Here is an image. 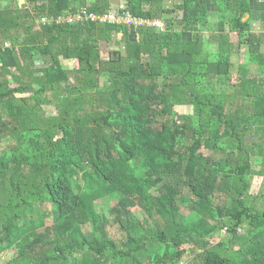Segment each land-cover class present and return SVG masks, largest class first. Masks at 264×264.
I'll return each instance as SVG.
<instances>
[{"label": "trees", "instance_id": "trees-1", "mask_svg": "<svg viewBox=\"0 0 264 264\" xmlns=\"http://www.w3.org/2000/svg\"><path fill=\"white\" fill-rule=\"evenodd\" d=\"M209 1L125 0L163 30L36 23L109 0L0 5V258L16 251L5 264H264V192L249 195L264 180V35L241 20L244 0H215L206 46ZM224 24L261 76L230 61Z\"/></svg>", "mask_w": 264, "mask_h": 264}, {"label": "crops", "instance_id": "crops-1", "mask_svg": "<svg viewBox=\"0 0 264 264\" xmlns=\"http://www.w3.org/2000/svg\"><path fill=\"white\" fill-rule=\"evenodd\" d=\"M36 1L46 2L47 0H36ZM244 1L247 3L249 11L243 15L241 20L244 21L246 19L247 20L249 19L250 20V29H251L250 31H252L254 33H260L261 36H263L264 35V23L261 22L260 17H261L262 11L264 10V0H244ZM91 2H93V0H85V5L89 6L91 4ZM181 2H182V0H162V8L161 9L162 10H170L174 6L180 4ZM9 3H10V0H0V5H8ZM22 3L26 4L25 1L19 2V4H22ZM124 4H125V0H109V9L120 8L121 6H124ZM206 7H207V17L209 20V28H208V30L203 32V37H205L204 40H206V42H207L209 35L211 34V32L213 30H215V26H218L217 19H218L220 13L217 10V3L215 0L207 2ZM174 14L178 17L180 15V11L179 10L175 11L173 13V15ZM171 15H172L171 13H165L164 12L163 18L169 19L171 17ZM158 21H160V20H158ZM160 22H162V21H160ZM215 23H216V25H215ZM224 32L228 35L227 36L228 37V43L230 44L228 47L230 61L235 65H247L248 69L251 71L252 77L261 76L260 69L253 64H249V60H248V56H247V45L244 42L239 43L237 34L235 32H229L226 24H224ZM230 33H231V35L234 34L236 39H233L231 37ZM191 35L192 34L186 35V38H187L186 40H191L192 39ZM115 40H117L116 37H115ZM101 42L103 44H105L106 46H108L107 47L108 50L109 49H115L117 47L115 44L109 45L103 41H101ZM208 45H209V43L207 42L206 46H208ZM261 48L263 51L264 50V44L262 45ZM102 56L105 57V54ZM71 62H73V61H71ZM63 63L69 64L66 61H63ZM255 177L259 178L258 176H255ZM261 181H262V178H260V181H258V182L261 183ZM257 188H259V187H257ZM258 191H260V189H258Z\"/></svg>", "mask_w": 264, "mask_h": 264}, {"label": "built area", "instance_id": "built-area-1", "mask_svg": "<svg viewBox=\"0 0 264 264\" xmlns=\"http://www.w3.org/2000/svg\"><path fill=\"white\" fill-rule=\"evenodd\" d=\"M124 6L120 8L108 9L104 13L88 12L85 7H80L76 12L67 11L56 17L52 16H39L36 18V23L40 26L48 24H65V23H81V22H94L99 24H113L125 25L130 28H137L141 26H149L158 30H163V23L158 20H145L135 18L126 10ZM4 47H8L7 42H3Z\"/></svg>", "mask_w": 264, "mask_h": 264}, {"label": "rangeland", "instance_id": "rangeland-1", "mask_svg": "<svg viewBox=\"0 0 264 264\" xmlns=\"http://www.w3.org/2000/svg\"><path fill=\"white\" fill-rule=\"evenodd\" d=\"M230 35H231V33H230ZM205 36V35H204ZM231 37L233 38V39H236V37H235V35L234 34H232L231 35ZM203 39H205V37L203 38ZM204 41H206V40H204ZM108 46H106L105 44H103L102 42L101 43H99V48H100V50L102 51V52H106L107 50H108V48H107ZM109 50H111V49H109ZM38 62V64H39V66H41L42 64H43V62L40 60V61H37ZM38 64H35V67H37V65ZM65 65H66V67L68 68L69 67V64H66V63H64ZM235 79H234V76H232V81H231V83H234L235 81H234ZM70 83L72 84V80L70 79ZM218 90V89H217ZM220 90V89H219ZM231 90H233V88L231 87L230 88V86H228L227 88H225V92L226 93H228V92H230ZM190 109V107H186V110H184V111H188ZM43 112H44V115L45 116H49V115H51V114H54L55 113V111H54V109H53V107H51V106H44L43 107ZM215 128V122H213V128H212V130ZM212 130H211V132H212ZM212 134V133H211ZM256 139V138H255ZM262 146H263V148H264V141L262 142ZM2 146H0V148H1ZM203 150V149H202ZM255 167H257V165L255 166ZM260 178L261 177H259V178H257V177H255V178H253V181H252V184H251V188H250V190H249V195H256V193L258 192V189H260V191H262V192H264V180H262L261 181V183L260 182H258V181H260ZM257 187H259V188H257ZM226 198L227 197H225V196H222V195H219V196H217L215 199H214V204H218V205H220V204H227L228 203V201L226 200ZM180 201L182 202L181 203V206H180V211L182 212V214H184V215H186V214H188L189 213V208H188V206L186 205L188 202H189V198H188V194H187V192L186 191H184L183 192V194H182V196H181V198H180ZM256 201L258 202L259 200L258 199H256ZM105 214H106V216L108 217V220H109V224H108V226H107V232H108V236L111 238V239H113L114 241H116V242H120L121 240H122V238H124V233H122V231L119 229V227L117 226V224L114 222V215H113V211L111 210V206L109 205V207H107L106 209H105ZM15 255H16V251L13 249V250H9V251H7V252H5V253H3L2 254V256H1V258H0V264H5V262L8 260V259H10V258H13V257H15ZM190 261V257H188V258H186L183 262H181L182 264H188V262Z\"/></svg>", "mask_w": 264, "mask_h": 264}]
</instances>
